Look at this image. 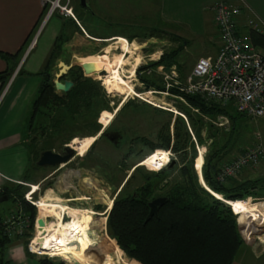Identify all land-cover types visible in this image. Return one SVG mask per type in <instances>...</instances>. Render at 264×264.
Masks as SVG:
<instances>
[{"label":"rangeland","instance_id":"rangeland-1","mask_svg":"<svg viewBox=\"0 0 264 264\" xmlns=\"http://www.w3.org/2000/svg\"><path fill=\"white\" fill-rule=\"evenodd\" d=\"M89 1L90 7L88 12H85L81 9H78L77 0H69V6L71 7V13L73 17L74 13L78 14L79 17H81L84 28L89 34L93 36L96 35L101 36L102 39H109L108 36L112 34H119L125 38L128 44H123L120 40L114 38L106 40L105 42H94L96 43L95 45L97 54L99 55L103 53L104 46L105 54L102 56L93 55L86 57L85 59H81L80 62L83 65L89 64L93 66L92 71H89L87 75L83 77H87L94 83H97L96 86L99 88V93L100 95H104V99L106 100L107 104V107L97 114V117L94 121V123L98 125V131L94 135L90 134L84 125V121L79 120L80 122L77 123V125L70 128L71 130L68 132L66 131L67 128L61 130L59 136L56 139H51L48 142H45L44 139L39 138L38 130L37 132H32L33 134H31V137H33L35 141L30 146L32 150V159H35L36 153L45 147H51L49 150L59 153L61 144L66 142L67 138V144L70 148L74 149L77 154L73 156L66 166H61V168H40L33 170L36 173H31L33 178L28 184L38 185V190L36 193L31 195V199H33L32 201L34 202L37 201L39 197L45 196L49 198L50 195L53 198H58L59 203L56 202L54 203L55 205L58 204V206L61 207L62 204V206L65 207L77 208L81 210L84 209L92 212L91 214L84 215L83 220L86 223L84 224L83 222V224L87 228V231H83L81 234H84L88 243H99V245L102 247L103 256L99 261H93L88 257L79 264H105V262H107L106 255L111 251H114L116 248V246L112 245L110 242L111 239L106 235L105 222L104 225H102V221L106 219L105 212H108L110 209L111 201L117 196H124L136 192L145 184H148L152 189V196L150 197L151 199L157 196H162V194L165 193L170 185L179 178L177 170L186 161V159L180 161L177 156L172 153V151L166 150L170 155L169 159L172 158L175 161V164L171 167H174V169L156 178H149L150 175L156 174L158 171H150L146 169L143 166L147 164L146 162L141 164L146 160L143 159L150 153L144 146H142L141 143H139V139L143 138L149 142L157 143L160 141L159 138L162 139V136L169 135L171 138L173 133L174 119L175 117H179L185 124L186 131L191 142V147L195 153V156H197L196 167L195 163L193 165L192 161L193 173L195 174L197 181L199 180V183L201 181L202 186H204L200 169L203 163V157L212 151L213 143L216 145L214 147L218 148L220 144L224 143L226 135L228 137V133H231V144L227 145L225 150H223L226 151V155H223V160H221L222 162H225L228 159H234L237 157V155H239V149L243 148L246 150L251 148L252 145L253 147L256 146V138L258 136L256 131V121L258 119L251 120L245 117L239 119L236 124L231 126V123L225 116H216L214 119H209L207 117L198 115L196 110L190 109L189 111L193 115L192 123H196V120L198 119L203 123V125L198 126L196 129L195 127H197L198 123L194 125V129L198 131V136L200 138L201 143H199L192 126H190V122L183 115H177L178 112L176 111V108L184 105V101L180 97L170 95L169 93L156 92L152 89L143 87L136 78L135 73L133 76H130V62L137 60L139 63L136 68L141 67L151 61H156L159 55L162 53H167L170 50L181 47L178 55L175 58L176 64L173 65L177 74L176 83L167 89L175 88L182 92L181 88L185 87V80L191 67L195 63V60L203 57L206 51L209 50L212 45L214 46L215 40L213 37H211L213 33L212 27L207 25L208 27L206 28L205 34L202 37H194L190 39L185 33L186 36L184 39L188 41L184 47L183 42H180L178 39H176L178 37L175 36V32L173 31V33L171 31L172 29H166V27L162 25L159 20H157L156 13L153 11V0ZM45 12L46 9H42V17L44 16ZM204 13L206 16L208 15L207 10H205ZM53 23V19L50 18L49 22L46 21L38 32L37 30L40 27L41 22L36 27L35 33L37 32V34L35 35V38L37 37L38 40L34 49H32V46L29 44L30 49L26 52V54L31 50L32 51L27 58V63L30 61L31 56H33L38 51L39 47H41L45 33L52 27ZM215 33L217 32L215 31ZM256 33L264 35L261 32ZM79 37L77 38L79 41L88 42L85 33L80 34ZM32 40L33 37L30 39L29 43ZM130 41L133 42L130 43ZM83 48L84 50L80 51L79 55H76L77 57L81 56L85 52L90 51V49L85 47ZM256 48L259 51H262L257 46ZM124 51L125 53L123 58L120 56V54ZM72 52L73 51L70 50L68 51L69 54H73ZM69 54L59 58L60 61L58 62H61L67 66L66 64L70 63ZM56 62L50 68V73L52 75L55 72H60V69L57 67L58 62ZM80 62L78 61V64H80ZM100 71H104L105 75H100ZM89 75H96L101 79H97L95 76ZM106 75H108L112 81V84L109 86L105 84ZM118 75H121L126 81L125 85H123L121 89H118L119 86L116 85ZM140 75L146 79L154 81L156 84H160V86L163 85L165 89L162 71L159 72L156 70V67L144 69L142 72L140 71ZM60 78L61 76L59 79ZM168 83L171 82L168 81ZM128 87L130 89H128ZM148 91H153V95L148 94ZM146 96H151L155 99H147ZM153 100L161 101L165 103L166 106H158L157 103L153 102ZM31 102L27 109L28 115ZM219 107L223 109L228 108V112L232 111L227 106L224 107L223 105H219ZM102 111L110 113V115L105 116L103 124L98 122L103 118L101 115ZM107 128H113L120 133L121 140L118 146L114 145L113 141H109L107 138L100 137L102 132ZM171 144L172 141L170 142V145ZM229 150H232V152L227 154ZM199 156L202 157L201 164L198 163ZM150 158L151 155L150 157H147L148 163L151 162ZM135 166L139 167L134 169ZM261 170V174H256ZM262 177H264V160L254 168L245 169L239 172L235 177H233V180L239 183L246 181L248 178L255 179ZM31 185L28 186V189L24 186H21L22 189L20 192L22 197L25 192L30 191ZM262 193H264V191ZM214 196L218 198L216 195ZM246 200H249V203L252 205H258L261 203L264 204V197L247 198ZM0 205L12 206L11 199L0 202ZM56 209L57 208L53 210L58 213L59 211ZM34 210L35 215L33 220L37 218L38 212L37 208L35 207ZM47 210L48 208L41 209V212L39 210V215L41 213L42 218H48ZM64 213H66V211ZM97 213H104L101 216L102 219H99L98 216H96ZM259 213V220H257L256 216L253 214H239L246 216L253 221L254 226L252 230L249 227H241L237 222L236 216L235 222L238 227L239 234L243 239L242 243H247L246 252L249 253L250 248H252L254 254L259 259V263L264 264V253H262L264 251V212L262 213V211H259ZM62 214L60 212L58 213V216L61 217ZM70 219L71 218H69V220ZM57 220L60 225L64 226L67 225L66 223L70 222L68 221L62 224L60 223V218L57 217ZM42 225L43 224H40L39 228H43ZM29 230L30 229L26 231L27 236L25 243H27L31 238L29 236H31V233L33 232ZM80 246L81 245L77 243L75 247H70L73 255H79L82 253V247ZM96 248L97 251L100 249L98 245H96ZM93 250L95 251V249ZM44 252L47 254L49 253L47 251ZM116 253L118 258L115 263L118 261L119 264L121 257L122 260H126L127 262L133 261L126 258L122 252L121 256L118 251ZM108 256L112 259L111 254ZM37 258L40 257L35 256V259ZM52 260L59 261L63 264H73L68 259L62 257H55ZM132 264L138 263L134 261Z\"/></svg>","mask_w":264,"mask_h":264},{"label":"trees","instance_id":"trees-1","mask_svg":"<svg viewBox=\"0 0 264 264\" xmlns=\"http://www.w3.org/2000/svg\"><path fill=\"white\" fill-rule=\"evenodd\" d=\"M74 18L83 28L84 24L81 17L74 13ZM69 25L72 30L79 32L77 25L71 19H69ZM249 36L254 46L264 51V35L249 31ZM63 40H65V35L62 30L55 37L51 51L45 59L41 70L36 73L40 77V83L31 102L27 119L28 137L30 136L29 142L31 145L35 142L34 138L31 137L32 132H37L38 130L42 133L41 139L48 142L49 139H56L61 130L65 128H67V132L71 130L70 128L77 125L80 122L79 120L84 121L89 133L94 135L98 131V125L94 123L97 114L107 107L104 95H100L99 88L96 86L97 83L87 77H83L80 68L77 66L70 67L65 74L61 75L60 79L71 82L67 92H56L53 88L51 77L49 75L47 78L43 77L44 74L49 73ZM180 48L162 53L156 61L137 67L134 73L143 87L156 92L169 93L180 97L184 101V105L176 108L177 115L181 114L186 117L194 130L197 140L201 143L198 131L195 129L203 125V123L199 119L196 120L198 124L194 129L196 123H192L193 115L190 113V109L196 110L198 115L209 119H214L216 116H225L231 126L236 124L239 119L245 117L240 113H236L231 107L229 108L232 111L228 112V108L223 109L219 107V104L206 102L198 95L185 94L175 88L165 90L163 85L160 86V84H156L154 81L140 75V71L149 69V67L162 65L164 68H168L176 64L175 58ZM19 52L18 50L13 55L0 53V57L4 61L11 60V66L13 67V59L16 58ZM7 72L8 70L0 72V84L4 83ZM89 76L101 79L96 75ZM105 84L108 86L112 84L108 75L105 76ZM146 97L147 99H155L151 96ZM153 102L157 103L158 106H166L165 103L158 100H153ZM101 115L103 118L98 122L103 124L105 116L110 115V113L102 111ZM231 137V133H228V137L226 135L224 143L220 144L218 148L214 147L216 145L213 143L212 151L203 157L200 170L204 186H202L201 181L200 183L199 180L197 181L193 173L192 161L196 167L197 156H195L191 147L185 124L179 117L174 119L171 138L169 135L162 136V139L159 138L160 141L157 143L149 142L143 138L139 139V143L150 153L143 160L158 150H170L180 161L185 159L186 161L177 170L179 178L170 185L162 196H157L164 197L165 201L157 208L156 215L146 218L148 214L147 204L152 200L150 198L152 189L148 184L140 187L136 192L117 196L111 201V206L105 219V232L116 246L120 256L122 252L126 258L138 264L232 263L240 253L243 245V239L239 234L235 216L241 227H249L252 230L254 223L246 216L234 214L231 204L234 201H243L242 199L264 197V193H262L264 191V177L239 183L235 182L233 178L223 179V181L217 179L219 167L232 160L228 159L222 162V158L226 155V151L223 150H225L227 145L231 144ZM171 141L172 144L170 145ZM258 144L264 148L257 141L256 145ZM45 148L49 150L51 147ZM246 150L243 148L239 149L237 157L243 155ZM231 152L232 150H229L227 154ZM33 160L35 161V159ZM34 161L32 170L37 169L34 166ZM146 163L148 164V162ZM137 167L139 166H135L134 169ZM172 169L174 167L167 168V166H164L157 170L156 174L150 175L149 178L164 175ZM1 195L10 198L6 190H2ZM18 200L23 208L21 218L26 219L31 228L35 215L34 207L23 200L21 193L18 196ZM67 220L64 218V223ZM9 242L10 239L4 234L0 226V264H6L3 260V254ZM35 264L63 263L40 257L35 260Z\"/></svg>","mask_w":264,"mask_h":264},{"label":"crops","instance_id":"crops-1","mask_svg":"<svg viewBox=\"0 0 264 264\" xmlns=\"http://www.w3.org/2000/svg\"><path fill=\"white\" fill-rule=\"evenodd\" d=\"M153 1V11L156 13L157 20H159L160 23L166 27V29H172L171 31L175 32V36L178 37L177 39L180 42H183L184 47L188 41L184 39L186 36L185 33L190 39L194 37H202L204 36L205 30L208 27L207 25L212 27L213 33L211 37H213L215 43L214 46L212 45L210 49L206 51L203 57H213L218 44L217 33H215L216 30L211 21V13L208 10L209 6L215 2L241 5L242 13L237 18V25L242 30H244L245 22L247 20H253L257 27L261 29L259 32L264 34V0ZM205 10L208 12L207 16L204 13ZM42 15L40 0H0V53L13 55L18 50L20 51L16 58L13 59V67L11 66V60L4 61L0 57V72L8 70L4 83L0 84V202L6 201L7 199H11L12 202V206L0 205V222L7 219L10 215H15L17 218H21V212L23 211V208L18 200V196L20 195V191L22 189L21 186H24L28 189V186L31 185L28 183L33 178L31 173L35 172L32 170V164L34 160L32 159V150L30 147L31 144L29 142L30 136L28 137L29 130L27 109L28 105L34 98L40 83V77L37 76L36 73L41 70L45 59L48 57L55 37L63 30L65 40H63L61 43L60 51L58 52L53 65L56 61H60L59 58L66 54L68 55L69 50L73 51V54H69L70 63H67L66 67L83 65L80 62L81 59L98 55L95 45L96 43L94 42H105L106 40L112 38L119 40L122 37L119 34H112L108 36L109 39H102L101 36L96 35L93 36L89 34L84 27L82 28L78 21L74 18L76 20L74 23L79 29V32H75L69 27V19L71 18L68 16L54 14V16L52 15L47 20H43ZM50 18H52L54 22L52 27L45 33L41 47H39L38 51L33 56H31L30 61L27 63V58L31 54L32 50L27 54L26 52L30 49V45L32 46V49L35 48L38 40L37 37L35 38V35L46 21L49 22ZM39 24L40 27L35 33L36 27ZM82 33H85L88 42L83 41L82 39L81 40L83 42H81L77 39ZM32 37L33 40L29 43ZM122 39L125 38L122 37ZM131 42L133 41H130V43ZM79 44L83 45L81 46ZM83 47L90 49V51L85 52L81 56L77 57L76 55H79V52L84 50ZM104 48L103 53L99 54L98 56L105 54ZM124 53L125 51L121 54L124 55ZM78 61L80 64H78ZM258 120L256 121V131L258 135L256 142L258 141L264 146V114L262 117L258 118ZM67 164L63 166H66ZM261 172L262 170L258 171L256 174H261ZM246 180L251 179L248 178ZM37 186L38 185H31L30 191ZM2 190H6L9 193L10 198L1 195ZM35 193L36 191L34 194ZM37 200L44 201L51 205H54L56 202L59 203L58 198H53L50 195L49 198L44 196L39 197ZM61 208L63 209L62 211L66 209L65 206H62V204ZM231 208L235 214H253L256 216L257 220L260 218L259 211H262V213L264 212V204L261 203L258 205H252L249 203V200L234 201V203L231 204ZM69 209H73V211L75 210L79 216V219L74 222L72 217L68 216L67 213H64V211L62 212L64 214L61 213L62 216L60 217V222L63 224V219L67 218V222H70L66 224L69 226L73 225L74 228L83 227V225L86 223L83 220L84 215H82L80 211H87L90 212V214L92 213L91 211L84 209L81 210L71 207H69ZM69 218L71 219L69 220ZM57 222L58 220L55 218L52 220L48 219L46 221L47 226L49 223H52L53 226ZM28 229H30L29 231H33L32 226L30 228L29 224L27 228L22 230V233L9 238L10 242L6 246L3 254V260L6 262V264H35V256L27 254L25 249V235ZM78 233H75V235H79V237L81 236L84 238V235ZM32 235L33 232L31 233V236ZM246 244H243L240 253L231 264H262L259 263V259L254 254L252 248H250L249 253L246 252ZM116 252L117 249L115 248L114 251H111L106 255L107 262H105V264H118V261L115 263L118 258ZM262 253H264V251ZM109 254L112 255V259L108 256ZM119 264H132V261L127 262L126 260L120 259Z\"/></svg>","mask_w":264,"mask_h":264},{"label":"built area","instance_id":"built-area-1","mask_svg":"<svg viewBox=\"0 0 264 264\" xmlns=\"http://www.w3.org/2000/svg\"><path fill=\"white\" fill-rule=\"evenodd\" d=\"M66 3L67 0H40L42 9H46L43 20H47L55 13L74 20ZM241 9V5L223 2H215L209 6L211 21L217 32L216 52L213 57H200L195 61L185 80L186 85L181 91L198 95L206 102L231 107L236 113L254 120L264 114V51H259L250 40L249 31L259 32L253 20L245 22L244 30L237 25V18L242 13ZM174 69V66L168 68L162 65L156 66V70L162 71L165 89L176 83L177 74ZM263 160L264 148L258 144L246 150L243 155L221 165L217 179L223 181L233 178L239 172L253 168ZM28 192L23 194V200L36 208L31 197H27ZM103 214L97 213L96 216L102 219ZM43 219L49 218L43 217ZM28 225L26 219L17 218L15 215H10L0 222L8 238L19 235ZM36 225L35 218L32 222L33 235L26 243V252L36 257L55 258L39 250L34 235ZM32 242L34 249L31 248Z\"/></svg>","mask_w":264,"mask_h":264},{"label":"bare ground","instance_id":"bare-ground-1","mask_svg":"<svg viewBox=\"0 0 264 264\" xmlns=\"http://www.w3.org/2000/svg\"><path fill=\"white\" fill-rule=\"evenodd\" d=\"M123 44H128L127 41L125 39H119ZM121 57H123V54H120ZM139 62H137V60L131 61L130 62V76H133L134 71L136 66L138 65ZM93 68V66H91ZM103 76L105 75V72L103 71ZM126 81L125 79L121 76L118 75V78L116 80V85L119 86L118 89H121V87L123 85H125ZM130 85V84H129ZM128 89H130L128 87ZM153 92V91H152ZM148 91V94L153 95V93ZM147 93V92H145ZM153 104V103H152ZM77 154V152H76ZM169 153L166 151H156L151 155L150 161L148 164L143 165L146 169L150 170V171H157L160 170L162 167H164V165H166V163H168L169 161ZM148 159L146 158L145 161H143L141 164L147 162ZM198 163L201 164L202 163V157L199 156L198 158ZM62 166V165H61ZM61 166L59 168H61ZM126 181V180H125ZM37 191V187L33 188L31 191H29L27 193V197L30 198L31 195L34 194V192ZM31 199V198H30ZM33 200V199H31ZM34 202V201H33ZM37 210H38V214H37V218L36 221H40L41 224H43V228H39L37 222H36V231H34V235L36 236V239H41V246H39V250H41L42 252L47 251L50 253V255L55 256V257H62L65 259H68L70 262L74 263H81L84 259L86 258H90L93 261H99L102 256H103V251H102V247L99 245V243H88L86 240V237H79V235H75V233H83V231H87V228L85 227V225H83V227H77L74 228L73 225H60L58 222L56 224H54L52 226V223H49V225L47 226V223L45 219L42 218L41 213L39 215V210L41 212V209H45L48 208L47 210V215L49 220H52L53 218H55L57 220V217L60 218V216H58V213H62L63 209L57 205H51L49 203H46L44 201L41 200H37L34 202ZM229 204V203H227ZM111 205V204H110ZM109 207V206H108ZM57 208L56 210L59 211L58 213H56L53 209ZM66 213L68 216L72 217L73 221H77L79 219V216L77 214V212H75V210L73 211V209H69V207H66L65 209ZM80 213H82V215H87L88 213L90 214V212L87 211H80ZM235 214V213H234ZM97 215V214H96ZM239 215V214H238ZM41 218L45 221H41ZM61 223V222H60ZM74 231V232H71ZM90 231V230H88ZM78 233V234H79ZM84 235V234H81ZM95 242V241H94ZM110 242L112 243V245H114V243L112 242V240H110ZM79 243L82 247L81 250L83 249L82 253L79 255H73L71 252V246H76V244ZM71 245V246H70ZM96 245H98L100 247V249L97 251ZM73 246V247H74ZM31 248H33V242L31 243ZM95 249V251L93 250ZM80 250V249H78ZM75 251V250H74Z\"/></svg>","mask_w":264,"mask_h":264},{"label":"water","instance_id":"water-1","mask_svg":"<svg viewBox=\"0 0 264 264\" xmlns=\"http://www.w3.org/2000/svg\"><path fill=\"white\" fill-rule=\"evenodd\" d=\"M79 6L81 8L88 9V6L86 5V0H79ZM81 69V72L83 76H86L89 71H92L91 65H77ZM57 67L60 69V72L56 73L55 79L53 80V85L56 90H60L65 92L70 86V81H62L59 82V77L66 73V70L70 68L66 67L63 63L58 62ZM103 71H100V75H103ZM76 154V151L69 147V145H65L61 148L59 153L53 152L51 150H44L39 153L37 160L34 162L35 167L40 168H52L56 169L59 168L61 165H65L73 158V156ZM174 165V160L169 159L167 163V168H170ZM165 201L164 197H156L148 202V214L147 219L150 218L153 215H156L157 208L160 207ZM38 226H40L41 222L36 221ZM38 246H41V239H37ZM77 264V263H74Z\"/></svg>","mask_w":264,"mask_h":264},{"label":"flooded vegetation","instance_id":"flooded-vegetation-1","mask_svg":"<svg viewBox=\"0 0 264 264\" xmlns=\"http://www.w3.org/2000/svg\"><path fill=\"white\" fill-rule=\"evenodd\" d=\"M67 5V7L70 9V12H71V7L69 6V0H67V3H66ZM86 5L88 6V9H89V7H90V1L89 0H86ZM77 7H78V9H81V10H83V11H85V12H88V9H85V8H81L80 6H79V0H77ZM72 14V13H71ZM73 16V15H72ZM74 18V17H73ZM75 20V19H74ZM73 19H72V21H74ZM74 22H76V20L74 21ZM66 72H67V70H66ZM56 73L57 72H55V73H53V75L50 73V71H49V73L48 74H44L43 75V77H46L47 78V76L49 75L50 77H51V82H52V85H53V80L55 79L54 78V76L56 75ZM82 73V72H81ZM83 75V74H82ZM59 80V82H62V81H68V80H62V79H58ZM53 88H54V90L56 91V92H63V91H60V90H56L55 89V87H54V85H53ZM70 88V87H69ZM68 88V89H69ZM68 89L65 91V92H67L68 91ZM35 96V95H34ZM102 138H107L109 141H113V143H114V145H116V146H118L119 145V143H120V140H121V135H120V133L117 131V130H115V129H113V128H107L105 131H103L102 132V136H101ZM39 138L41 139L42 138V133L41 132H39ZM43 138H45V136H43ZM50 140V139H49ZM68 143V138H67V141L66 142H64V143H62L61 144V148L63 147V146H65V145H68L67 144ZM44 149H46V150H48L47 148H43V151H44ZM42 150V149H41ZM41 150H39L37 153H36V157H35V161L37 160V157H38V155H39V153L40 152H42ZM61 150V149H60ZM60 152V151H59ZM34 161V162H35ZM37 169H40V167H36ZM41 221H43V219L41 220Z\"/></svg>","mask_w":264,"mask_h":264}]
</instances>
